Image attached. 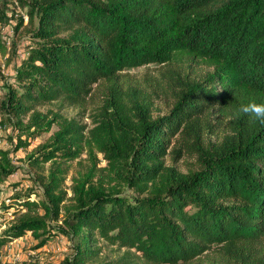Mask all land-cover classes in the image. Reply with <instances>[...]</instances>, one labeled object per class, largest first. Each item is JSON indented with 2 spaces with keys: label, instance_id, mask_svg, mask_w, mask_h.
I'll return each instance as SVG.
<instances>
[{
  "label": "trees",
  "instance_id": "trees-1",
  "mask_svg": "<svg viewBox=\"0 0 264 264\" xmlns=\"http://www.w3.org/2000/svg\"><path fill=\"white\" fill-rule=\"evenodd\" d=\"M32 1L38 43L1 107L17 118L14 150L57 129L31 161H51L37 176L42 197L31 200L30 190L19 202L27 212L0 230V249L28 232L43 246L52 221L73 241L61 264H184L214 244L236 264H264V124L241 112L264 104V0ZM174 59L212 68L205 82L220 89L188 85L168 115L154 118L137 90H122L120 75ZM99 82L106 93L89 129L34 111L58 101L84 108ZM207 103L233 118L230 134L203 147L197 123ZM185 133L199 168L183 173L163 157ZM8 153L0 150V182L17 170ZM74 160L68 201L64 163ZM100 240L125 253L104 260Z\"/></svg>",
  "mask_w": 264,
  "mask_h": 264
},
{
  "label": "rangeland",
  "instance_id": "rangeland-1",
  "mask_svg": "<svg viewBox=\"0 0 264 264\" xmlns=\"http://www.w3.org/2000/svg\"><path fill=\"white\" fill-rule=\"evenodd\" d=\"M32 0H0V150L7 151L9 162L17 166V170L0 182V230L7 228L12 222L27 210L19 206V202L29 193L31 200L42 197L39 175H46L51 161L34 166L31 161L41 152L38 148L49 140L50 135L57 129L53 123L49 132L29 139L28 145L14 150L19 131L16 128L17 118L4 111L1 103L5 101L8 86L14 85L16 70L27 53L35 47L38 39L34 36L38 26V14L31 19ZM212 68L202 62H184L174 59L164 65L151 64L139 68L124 70L119 79L122 90L129 93L137 90L151 106L152 117H164L170 113L178 98L186 93V86L201 84L205 88L213 87L219 91L218 85L211 86L205 82L212 73ZM106 84L99 82L93 86L86 107L69 106L62 101L35 107L34 111L48 119L74 120L89 129L96 119L98 108L106 93ZM197 128L198 142L203 147L218 144L230 134L232 112L219 104H205ZM29 115L20 118L23 123L28 121ZM25 139L24 136L21 137ZM194 136L185 133L182 137L171 140L167 154L163 157L165 166H173L178 171L186 173L199 168L198 151L192 143ZM85 154L82 155L84 159ZM82 159V162H84ZM103 164V163H102ZM68 168L65 188L68 191V201L71 198V177L79 169L77 160L64 163ZM130 194V191L128 192ZM30 214H40L41 210L32 208ZM59 222L49 221V239L41 247L30 232L13 239L0 249V264H61V261L72 253L73 241L62 236L54 226ZM101 257L104 260H114L125 253V250L115 245L99 241ZM184 264H236L224 248L211 245L199 257Z\"/></svg>",
  "mask_w": 264,
  "mask_h": 264
},
{
  "label": "clouds",
  "instance_id": "clouds-1",
  "mask_svg": "<svg viewBox=\"0 0 264 264\" xmlns=\"http://www.w3.org/2000/svg\"><path fill=\"white\" fill-rule=\"evenodd\" d=\"M241 112L250 116L254 120H259L262 124H264V104L250 102L249 104L241 107Z\"/></svg>",
  "mask_w": 264,
  "mask_h": 264
}]
</instances>
